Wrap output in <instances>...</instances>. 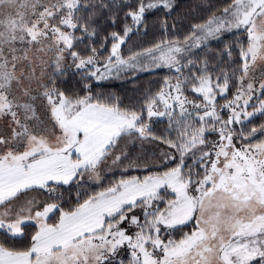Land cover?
Here are the masks:
<instances>
[{"label": "snow or ice", "instance_id": "6c2138e0", "mask_svg": "<svg viewBox=\"0 0 264 264\" xmlns=\"http://www.w3.org/2000/svg\"><path fill=\"white\" fill-rule=\"evenodd\" d=\"M0 264H264V0H0Z\"/></svg>", "mask_w": 264, "mask_h": 264}, {"label": "trees", "instance_id": "16d2710c", "mask_svg": "<svg viewBox=\"0 0 264 264\" xmlns=\"http://www.w3.org/2000/svg\"><path fill=\"white\" fill-rule=\"evenodd\" d=\"M217 2H221V0H217ZM164 75L165 72L163 70H158L157 72H143L137 75L136 82L137 84L145 87L150 85L155 88L159 86L158 82H162ZM132 89L133 85L130 84L126 79H112L100 82V87L97 90L119 96L124 103H127L129 97L133 95ZM256 123H259V121H256ZM159 127H163V125H159Z\"/></svg>", "mask_w": 264, "mask_h": 264}]
</instances>
